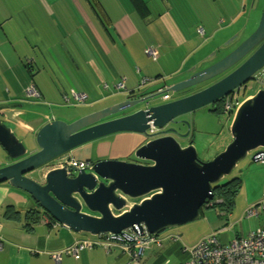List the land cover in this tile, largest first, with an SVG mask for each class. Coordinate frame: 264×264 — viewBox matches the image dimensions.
<instances>
[{
    "label": "crops",
    "instance_id": "1",
    "mask_svg": "<svg viewBox=\"0 0 264 264\" xmlns=\"http://www.w3.org/2000/svg\"><path fill=\"white\" fill-rule=\"evenodd\" d=\"M212 1L216 5L211 0H140L139 5L134 0H0V119L35 150L36 133L47 122H72L113 104L114 94L145 81L148 93H158L165 87V78L171 84L167 83L171 75L211 51L212 62L218 60L257 28L261 13L254 14L253 3L246 24L238 19L243 17L239 0ZM230 19L231 24L223 28ZM233 34L238 36L226 51L220 49L224 38ZM151 45L158 47L156 60L146 54ZM122 81L125 88H117ZM32 86L40 94L36 99H41L24 107L20 98ZM76 93L87 96V109L69 107L83 104L76 100ZM42 110L45 114L38 115ZM148 140L137 133L115 134L111 155H133ZM69 157L78 160L73 154ZM51 168L33 171L32 177L44 182ZM250 168L257 191L240 196L247 200V207L264 198V162L259 160ZM37 209L30 194L0 183V264H56L53 254L57 252H62L59 264H182L191 257L185 246L199 241H183L180 235L172 239L175 233L168 232L161 235V244L147 246L138 263L118 244L108 248L98 244L84 249L76 259L64 250L76 241H95L104 234L76 232L43 213L29 226L33 220L27 212ZM259 218L260 226L264 225V214ZM247 234L225 238L223 234L220 239L227 243Z\"/></svg>",
    "mask_w": 264,
    "mask_h": 264
},
{
    "label": "water",
    "instance_id": "2",
    "mask_svg": "<svg viewBox=\"0 0 264 264\" xmlns=\"http://www.w3.org/2000/svg\"><path fill=\"white\" fill-rule=\"evenodd\" d=\"M237 36L220 49L226 51ZM213 54L177 72L171 84L167 85L165 78L169 98L160 95L164 101L157 102L155 97L160 93H148V88H143L145 82L125 91V98L72 122H47L36 133L38 150L27 156L25 143L0 119V151L11 159L23 157L0 167V183L8 182L30 194L39 207L37 210L58 223L94 236L120 235L127 230L137 233L136 227L140 235L146 231L159 235L197 220L204 205L213 206L210 201L215 198L216 184L250 152L255 151V161L264 153V88L239 104L230 127L232 139L211 160L199 158L192 140L183 146L176 138H187L189 130L169 128L164 135L138 146L134 151L136 160H99L86 168L64 160L63 166L46 172L44 182L28 174L101 137L137 133L149 139L156 134L151 131L152 126L162 130L170 123H186L175 119L224 100L240 89L264 67V9L259 25L249 36L212 62ZM229 70L202 90L171 98L170 92L187 90ZM132 108L135 109L127 112Z\"/></svg>",
    "mask_w": 264,
    "mask_h": 264
},
{
    "label": "rangeland",
    "instance_id": "3",
    "mask_svg": "<svg viewBox=\"0 0 264 264\" xmlns=\"http://www.w3.org/2000/svg\"><path fill=\"white\" fill-rule=\"evenodd\" d=\"M244 1L246 4L245 7H243ZM211 2L212 4L216 5V3H213L212 0ZM253 3H255L254 9L253 7H251ZM239 7V10L242 12V15L240 16L243 17H239L238 19H240V21L243 19L244 23L247 24L249 14L252 9L255 15L261 13V19L262 11L264 9V0H239ZM231 21L232 19L228 20L227 23L223 24V28L229 26L231 24ZM252 22L254 21L251 19V23ZM234 36L235 34L225 37L223 43L226 44ZM202 39L204 40V38ZM232 46L230 45V47ZM212 52L213 51L209 52V54H212ZM176 74L171 75L167 80V83H171L173 80H175L174 76ZM262 76H264V67L255 74L253 79L247 81L244 85L240 87V89H236L232 94H230V96L238 97L239 100H243L246 96L249 97V95H255L261 88H264V84H262L259 80V77ZM211 81L212 80H209L200 85L192 86L191 88L181 92H170L171 98H179L192 94L197 90L201 89L203 86L210 84ZM159 85L160 83L155 84L152 88H157ZM1 89L2 87L0 86V97L2 95ZM27 90L28 88L25 89L26 93H24L23 96L20 98V102H22V105L24 107H29L32 102H36V100L41 99V97L36 99V97L34 98L32 96H29ZM124 94V92H118L113 96H116L114 99L118 101L119 99H123L126 97V95ZM160 95L161 94L155 97L157 102L164 101L160 98ZM221 103L222 102L220 100L178 117L180 120L186 122L180 123L179 126L182 127L183 130H189V136L187 138H180L175 135L176 138L182 145H185L190 140H192L193 145L197 149L198 156L202 161H208L213 159L218 153L225 149V147L229 144L232 139L230 127L233 120V114H230L229 112L222 109ZM84 104L85 103L79 105H72L69 107L73 108V110H83L85 108L87 109L89 104ZM106 104L108 103H100L98 105L103 106ZM135 108L129 109L127 112H130ZM45 111L46 110H42L38 112V115H44ZM187 122L189 123V127L187 125ZM169 128L170 127H165L160 132L156 131V134L151 136V138L164 135L166 133L165 131ZM114 138L115 135H108L96 139L94 141H90L71 150L69 153L65 154V156L67 157L73 154L78 160L89 161L92 163L106 159L136 160L134 154L130 156L113 158L111 155V145L114 141ZM37 149V146L35 150H31L30 147H27L26 155L34 153V151H36ZM252 156L253 151L250 152L246 158L239 161L235 169L230 174L224 176L221 180V183H224L234 177H239L242 180L241 187L238 190V194H241H239V197L237 194L235 198V204L230 213L222 214L223 212L221 213L220 211V207H222L221 203H217V200H214L216 205L211 207H207V204L204 205L201 209L200 217L197 220L177 227L166 229L161 233V235L163 236L168 232H173L175 234L180 235L181 240L191 242L194 239L199 240L200 237L209 234H217L220 237H222L224 234L225 238V236L227 235L234 237L236 233L247 234L250 230L257 229V227L261 224V218L257 216L248 217L247 213H245V208L247 207V200H244V198H240L242 194H247L253 189L257 191V185L254 181L255 172L253 168H250V166L253 163L258 164L259 161L253 160ZM11 161L12 159L4 151H0V167L11 163ZM32 174L33 172H30L28 175L32 176ZM133 201H139V199Z\"/></svg>",
    "mask_w": 264,
    "mask_h": 264
},
{
    "label": "built area",
    "instance_id": "4",
    "mask_svg": "<svg viewBox=\"0 0 264 264\" xmlns=\"http://www.w3.org/2000/svg\"><path fill=\"white\" fill-rule=\"evenodd\" d=\"M200 32L202 33L203 31L200 30ZM146 54L150 58L156 60L159 55L158 47L155 45L148 46ZM260 82L264 84V76L260 78ZM117 88H125L124 82H120ZM158 92L164 99L169 98V94L165 91V87L160 88ZM27 93L32 97L40 96L38 90H36L34 86L30 87ZM75 98L79 103H84L87 96L85 94L76 93ZM239 104L238 97L229 95L224 100L223 109L231 113L236 111ZM154 130L155 128L152 126L151 131ZM259 156L260 160L264 161V153H261ZM68 164L78 168H86L91 165V162L72 158ZM61 166H63V162L57 161L53 168ZM245 213H247L248 217H258L264 214V198L248 206ZM136 229L137 233L127 230L120 235L106 233L104 237L95 241H76L65 249L64 252L78 259L84 249L92 248L98 244L106 248L118 244L130 255L134 262L138 263L147 246L151 243L161 244V240L155 235L149 234L147 231L144 235H140L137 227ZM170 238L175 239L176 237L170 235ZM185 249L191 253V257L182 264H264V227L250 231L247 235L237 236L227 243L219 240L215 234L205 235L193 245L189 247L185 246ZM53 257L56 264H59L62 252L54 253Z\"/></svg>",
    "mask_w": 264,
    "mask_h": 264
},
{
    "label": "trees",
    "instance_id": "5",
    "mask_svg": "<svg viewBox=\"0 0 264 264\" xmlns=\"http://www.w3.org/2000/svg\"><path fill=\"white\" fill-rule=\"evenodd\" d=\"M134 2L139 5L140 0H134ZM247 97L248 96H246L244 99H246ZM243 100H239L240 103ZM221 102H222L221 103V108L223 109L224 100H222ZM262 162H264V161H262ZM241 183H242L241 178L234 177V178H232V179H230V180H228V181H226L224 183H221L220 182V183L216 184V186L214 187V193H215L214 200H219L220 201L219 203H221V206H222V207H220V211H221V213L223 212L222 214H228L232 210V208H233V206L235 204V198H236V196L238 194V190L241 187ZM214 200L213 201H210L211 203H213V206L216 205V203H215ZM41 213H43V212L42 211L40 212L38 210H30V211H28L27 212V216L30 217L31 220H33V221L29 222L28 225L29 226H32L33 223H35L38 220H40ZM260 216L261 215H259L258 217H260ZM261 227H264V225L258 227L257 229H259ZM254 230H256V229H254ZM250 231H253V230H250ZM171 235L172 236H175V237L179 236V235H176V234H171ZM155 236L158 237L161 240V233L159 235H155ZM215 236L219 240H221L219 235L215 234Z\"/></svg>",
    "mask_w": 264,
    "mask_h": 264
},
{
    "label": "flooded vegetation",
    "instance_id": "6",
    "mask_svg": "<svg viewBox=\"0 0 264 264\" xmlns=\"http://www.w3.org/2000/svg\"><path fill=\"white\" fill-rule=\"evenodd\" d=\"M231 70H229V71H227L226 73H224V74H222V75H220V76H218L217 78H215V79H213L212 81H211V83L210 84H207V85H205V86H203L201 89H199V90H202V89H204V88H206V87H208V86H210L211 84H213V83H215L216 81H218L219 79H221L222 77H224L227 73H229ZM260 78L261 77H259V80H260ZM199 90H197V91H199ZM225 100V99H224ZM222 101V100H221ZM120 116V115H119ZM112 118V117H111ZM107 119H110V118H107ZM107 119H104V120H107ZM175 120H180L179 118H176ZM166 127H170V128H177V129H180V131L181 132H186V130H183L182 129V127H180L179 126V124H175V123H170V124H168ZM156 131H161V130H159V129H155L154 130V132H156ZM159 137V136H158ZM150 139H152V138H150ZM38 150V149H37ZM27 156V155H26ZM21 158H23V157H21ZM21 158H18V159H12V161H11V163H13V162H15V161H17V160H19V159H21ZM72 158L71 157H69V156H65V155H63V156H61V158H57V159H55V160H53V161H51V162H49V163H47L46 165H44L41 169L42 170H45L46 168H49V167H53V166H55V164H56V162L57 161H61V162H63L64 160H67L68 162L71 160ZM75 159V158H74ZM11 163H9V164H11ZM92 163V162H91ZM8 165V164H7ZM38 170H40V169H38ZM37 171V170H36ZM218 201V200H217ZM44 214V213H43ZM46 216H47V219H49L50 220V218L51 219H53L50 215H48L47 213H46ZM54 220V219H53Z\"/></svg>",
    "mask_w": 264,
    "mask_h": 264
},
{
    "label": "bare ground",
    "instance_id": "7",
    "mask_svg": "<svg viewBox=\"0 0 264 264\" xmlns=\"http://www.w3.org/2000/svg\"><path fill=\"white\" fill-rule=\"evenodd\" d=\"M235 112H236V111L233 112V116H234ZM254 153H255V151H253V154H254ZM258 161H259V160H258ZM260 161H262V160H260Z\"/></svg>",
    "mask_w": 264,
    "mask_h": 264
}]
</instances>
